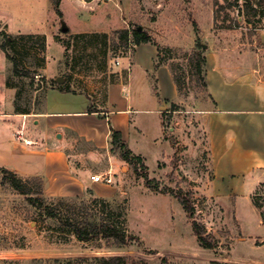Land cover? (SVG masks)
Returning <instances> with one entry per match:
<instances>
[{
    "label": "rangeland",
    "instance_id": "374dc122",
    "mask_svg": "<svg viewBox=\"0 0 264 264\" xmlns=\"http://www.w3.org/2000/svg\"><path fill=\"white\" fill-rule=\"evenodd\" d=\"M93 2V7L86 8L90 14L101 11L100 16L107 22L114 21L108 34L67 36L60 29H54L53 38L62 46L60 50L52 46L47 52L45 39L40 36L14 45V56L20 67L30 69L33 79L32 88L27 86L28 79L22 80L23 95L19 105L31 107L34 97L35 108L40 103L41 85L35 82L34 76L43 79L42 73L62 78L59 83L53 81L57 84L67 81L70 89L77 92L102 89L106 80L115 79L114 62L116 59L124 61L121 58L128 49V44L120 39L121 34L115 33L122 30L118 27L128 32L139 28L147 33L158 51L154 68L165 65L172 79L175 77L179 83L176 86L178 101L167 102L165 107L168 111L174 104L179 110L163 115L164 140L170 148L166 150L165 144L151 143L157 131L155 117L149 116L145 121L146 138L141 140L131 131L130 140L131 150L142 157L146 170L138 165L135 173L132 166L124 162L125 169L115 175L118 177L115 185L120 189L109 199L125 203V228L138 238L139 244L109 251L102 241L80 242L66 230L48 229L34 216L26 196L11 188L10 175L0 173V264L111 256L134 257L149 264H159L162 259L167 264H209L212 261L263 264L264 168L250 170L246 162L242 168L235 169L234 162H225L218 154L221 148L211 145L207 118L196 113L205 106L208 97L192 73L188 58L192 52L201 53L198 46H202L205 75L208 70L216 74L211 65L223 61L222 72L228 80L250 76L252 80L244 83L264 82V59H261L264 52L258 51L262 47L258 36L264 33V0H250V5L257 9L256 16L249 10L242 11V0H237V4L236 0ZM33 4V0H0L1 22L6 24L10 35L34 22L38 7ZM0 31L4 32V27L0 26ZM129 38L132 42L130 34ZM62 43H68L67 48ZM133 62L131 56L130 63ZM35 64L37 68L33 67ZM6 65L8 78L12 74L11 64L0 51V70ZM259 68L261 74L263 72L261 82L254 78L257 73L253 70ZM152 83L155 91L156 83ZM162 92H170L168 84L162 83ZM139 140L141 143H137ZM162 149L165 153L160 157ZM143 174L152 179L157 188L146 186ZM236 188H244L243 194H235ZM177 195L187 197L194 209L193 220L211 237L215 249L199 246L191 219L183 212ZM90 196L96 197L87 190L80 197Z\"/></svg>",
    "mask_w": 264,
    "mask_h": 264
},
{
    "label": "crops",
    "instance_id": "0c3cea01",
    "mask_svg": "<svg viewBox=\"0 0 264 264\" xmlns=\"http://www.w3.org/2000/svg\"><path fill=\"white\" fill-rule=\"evenodd\" d=\"M33 1L38 7L34 22L27 23L12 35L43 37L47 52L52 46L59 50L62 47L54 41V29L61 31L64 26L66 32H61L67 36L108 34L114 22L102 18L101 11L89 13L86 8L93 7L94 0H59L61 18L55 14L52 0ZM1 17L0 26L10 35ZM258 38L262 44L258 51L264 52V33ZM157 54L156 46L139 44L131 54L135 63H131L129 81L122 72L124 60L114 71L117 72L115 79L106 80L97 91L60 92L48 85L50 80L57 82L59 77L42 73L46 88L40 103L35 108L34 97L31 107L21 111L14 108L16 89L5 84L6 65L0 70V168L21 178L40 177L45 196L80 197L89 190L96 197H112L120 189L115 185L118 180L115 175L125 167L124 161L111 152V130L118 132L135 154L130 148L131 131L144 140L146 118L154 116L157 134L151 143L165 144L166 150L170 148L164 140L162 113L169 112L166 103H176L179 95L168 67L154 68ZM2 55L4 57L1 51ZM211 66L216 74L206 71L208 101L196 111L207 118L210 143L221 148L218 154L225 162H234L235 169L242 168L247 162L250 170H260L264 168L263 72L261 74L260 68L254 69L257 73L254 78L261 84L249 85L244 82L251 81L250 76L228 80L222 72L223 61ZM152 81L156 83L155 91ZM162 83L169 85L168 94L162 92ZM19 131L23 138L35 144L27 146L17 139L16 132ZM163 153L165 150L162 149L160 157ZM109 168L114 174V187L91 182L92 175L104 173ZM243 189L236 188L235 194H243Z\"/></svg>",
    "mask_w": 264,
    "mask_h": 264
},
{
    "label": "trees",
    "instance_id": "16d2710c",
    "mask_svg": "<svg viewBox=\"0 0 264 264\" xmlns=\"http://www.w3.org/2000/svg\"><path fill=\"white\" fill-rule=\"evenodd\" d=\"M89 1V0H87ZM53 9L55 14L61 18L62 14L59 9V0H52ZM237 4V0H236ZM257 5H261L256 1ZM242 11L249 10L252 16L258 15L257 9L250 5V0H242ZM116 34H121L120 39L124 44L131 40L135 45L139 44H152L150 37L144 31L133 29L128 32L127 30L115 31ZM37 36H23V35H7L0 31V50L8 63L11 64V76L6 78V86L16 89L14 99L15 111L25 110L19 105V101L23 95L24 79H28L27 86L32 88L33 79L31 77L30 69H22L16 57L14 56V45L23 40H36ZM43 38V37H41ZM36 43H34L35 45ZM64 48H67L68 43H62ZM199 54L192 52L188 58V64L192 73L197 77V82L202 90L206 92L204 64L205 57L202 56V46ZM37 68L35 64L33 66ZM66 81V80H65ZM43 85L40 88V97H43L46 88L45 80L42 79ZM174 84L178 87L177 79L173 78ZM50 87L56 88L60 92L77 93L71 90L67 81L62 84H57L53 80L48 82ZM178 107L174 104L171 105L169 112L178 111ZM91 111V110H90ZM162 113V119L163 115ZM163 127L164 119H163ZM111 152L122 161L130 164L133 171L137 172V166L140 165L141 169L146 170L143 164V159L140 156L134 155L128 148L127 144L122 141L118 132L111 130ZM1 174L10 175L9 184L13 190L26 196V202L33 211L34 216L48 229L54 232L68 231L77 241L80 242H103L104 248L109 251H119L125 249L134 243L139 244L138 238L128 233L125 228L126 222V206L123 201L116 199H105L101 197H49L43 193V181L40 177H29L23 182L17 179L15 175L6 169L0 168ZM145 185L150 188H157L153 185V180L148 179L146 174L142 175ZM5 180H7L5 178ZM32 187H31V186ZM28 186V188H27ZM169 191V189H167ZM179 205L188 218L191 219V228L196 237V241L200 247L213 250L216 244L213 243L211 237L207 235L204 228L193 220L194 209L187 197L182 195L175 196ZM38 264H149L148 262L129 256H111V257H92V258H78V259H46L34 261ZM159 264H167L165 259H162ZM209 264H236L212 261Z\"/></svg>",
    "mask_w": 264,
    "mask_h": 264
},
{
    "label": "built area",
    "instance_id": "2783aa9c",
    "mask_svg": "<svg viewBox=\"0 0 264 264\" xmlns=\"http://www.w3.org/2000/svg\"><path fill=\"white\" fill-rule=\"evenodd\" d=\"M128 49L125 52V55L121 58L125 60V66L122 70V72H124L123 76L125 77V80L128 82L130 79V75H131V63H130V57L132 54V51L138 46L135 45L133 42H131L130 40L128 41ZM121 65V60L120 59H116L114 62V66L119 67ZM35 82H37L40 85H43L42 79L39 75H35L34 76ZM16 138L19 139L20 141H22L25 145L27 146H31L34 145L35 142H32L31 140H27L25 138H23V134L21 133V131L16 132ZM91 182L93 183H101L104 185H113L114 184V174L112 173L111 169L109 168L107 171H105L104 173L101 174H96V175H92L90 177ZM261 211H262V219L264 221V203L261 206Z\"/></svg>",
    "mask_w": 264,
    "mask_h": 264
},
{
    "label": "water",
    "instance_id": "95a60500",
    "mask_svg": "<svg viewBox=\"0 0 264 264\" xmlns=\"http://www.w3.org/2000/svg\"><path fill=\"white\" fill-rule=\"evenodd\" d=\"M139 30H140V29L138 28V31H139ZM61 31H62V32H66V28H65L64 26H62V27H61ZM62 80H63L62 78H58V79H57V82L59 83V82H61Z\"/></svg>",
    "mask_w": 264,
    "mask_h": 264
}]
</instances>
